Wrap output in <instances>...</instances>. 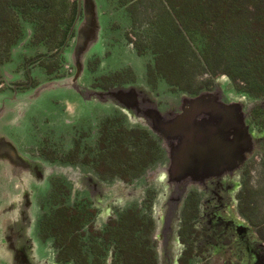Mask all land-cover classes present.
<instances>
[{
    "label": "rangeland",
    "instance_id": "rangeland-1",
    "mask_svg": "<svg viewBox=\"0 0 264 264\" xmlns=\"http://www.w3.org/2000/svg\"><path fill=\"white\" fill-rule=\"evenodd\" d=\"M113 1L80 0L83 10L71 32L75 31V36L70 35L54 57L38 45L36 49L47 55L39 62L32 51L36 45L27 37L8 59L0 58V264H74L69 251L76 241L72 234L66 236L57 219V207L62 204L58 201L63 199L64 211L70 208L71 214H82L86 199L95 203L97 211L89 214L92 223L80 224L84 232L88 227L91 230L88 236H79L88 243L91 233L95 234L93 251L103 247L100 238L106 233L108 251L128 250L129 259L135 250L145 255L153 244L157 264H168L167 258L172 264L183 249L180 226L193 188L204 198L202 203L208 199L213 203L207 206L226 203L224 207L232 208L245 196L223 178L172 174L173 156L181 141L162 131L182 115L191 95L172 90L164 79L153 75L152 42L132 45L114 26L122 17L123 27L130 25L138 3L145 4L139 5L142 12L144 8L153 10L154 20L156 1L127 3L128 8L115 11L111 9ZM87 3L92 9L91 21L86 16ZM139 24L146 27L149 22L141 18ZM216 82V88L209 89L223 106H227L224 93L234 100L244 97L233 90L228 77L219 74ZM237 85L247 92L242 84ZM130 95L136 100L129 107L122 97ZM115 114L121 115L128 127L163 138L158 143L162 153L153 152V166L132 180L103 177L67 161L72 142L96 140L100 123ZM255 162L250 180L259 188L264 169L260 158ZM50 194L56 196V202L48 201ZM256 208L262 214L258 217L264 216V192ZM201 209L197 215L203 219L206 208L202 205ZM161 231L168 236L166 253L160 245L157 248L154 239ZM101 260L95 258L97 264ZM87 261L89 264L93 257Z\"/></svg>",
    "mask_w": 264,
    "mask_h": 264
},
{
    "label": "flooded vegetation",
    "instance_id": "flooded-vegetation-1",
    "mask_svg": "<svg viewBox=\"0 0 264 264\" xmlns=\"http://www.w3.org/2000/svg\"><path fill=\"white\" fill-rule=\"evenodd\" d=\"M22 1L0 0V58L2 56L8 59L9 54L27 37L31 38L30 42L36 45L32 51L36 52V59L39 62L47 55L36 49L38 45L43 46L48 51V56L54 57L60 52L59 48L66 43L70 35L75 36L76 32H71L79 13H82L83 10L79 7V0H53L52 3L48 0H40L38 10L40 20L38 23L41 26L39 28L35 23L28 20L23 21L21 25H14V17L16 14L18 15L17 8ZM140 4L143 3H138L135 11L130 15V25L123 27L125 24L122 17L114 26L122 31L132 45L135 43V45L141 46L152 42L153 46V33L150 32L153 25V10L149 11V9L144 8L142 12V8H139ZM148 13H150L149 16ZM141 18L149 22L146 27L139 24ZM66 31L67 34L64 36ZM53 33H57V35L54 36ZM147 36L149 37L147 38ZM232 83L234 85L233 90L238 94L244 93V97L240 96L239 100H234L224 93L223 100L227 105H240L236 110L231 109L224 113L229 123L223 128L218 123L213 128L203 129L199 132L203 137L206 135L208 138L216 136L220 142L210 147V143L206 145L204 140L201 145H198L199 148L193 144V140H186L183 136L184 142L180 139L181 144L173 156L170 169L172 174L177 177L195 174L223 178L224 181H228H226L228 184L237 185L245 196L237 199L232 208L229 205L224 207L226 203L207 206V204L213 203L209 199L202 203L204 198L200 197V194L193 188L187 196V206L180 226L179 242L183 249L180 258L176 261L173 260L172 264H264V216L258 217L262 214L256 208L257 199L258 197L260 199V195L264 192V181L258 188L251 185L250 180L252 178L251 170L256 165V158H260L261 167L264 169V97H256V94H252L250 91H241L237 87L238 81L232 80ZM217 85L216 82L215 86ZM2 88L3 84L0 83V90ZM196 96L192 95L191 98ZM135 100L132 95L122 97V102L128 104L129 107L135 105ZM188 102H185L182 114L190 109V105H187ZM204 117L206 118V116ZM126 130L130 133L139 131V134H146L142 139H138L136 136L138 134H134L129 140L128 148L131 155L127 161H125L117 143L113 146L110 145L114 140L124 143ZM162 139L152 136L145 129L128 127L124 118L115 114L100 123L96 140L86 141L84 139L72 142L67 148L69 149L68 155L71 156L69 160L67 157V161L81 164V166H85L103 177H122L125 180H132L144 173L151 165L153 166V152L162 153L158 147V143ZM222 139L223 142H221ZM159 156L158 154L157 157ZM206 159L210 160L209 164H199ZM147 171L149 172V170ZM207 188V185L204 186V189L207 190ZM247 191L249 192L248 197H246ZM213 194H216V191ZM55 198L54 194H50L48 201L56 202ZM58 202L62 203L57 207L59 211L57 214L58 222L63 224L66 236L69 237L72 234L76 241L72 245V250L69 251L74 258L72 263L88 264L87 258L93 257V261L89 264H97L95 258L102 259L98 264H157V252L153 251V244L147 247L149 252L145 255L135 250L130 253V258L126 259L128 250L115 252L106 250L109 241L106 233L103 235L104 237L100 238L103 247H98L97 251H93L91 243L93 244V238H96L95 234L91 231L88 243H85L86 240L79 238V236L84 237L86 234L88 236L91 230L87 226L88 232H84L80 228V224H83V221L92 223L90 219L93 216L91 215L97 211L96 208H93L95 203L86 199L83 213L71 214L68 213L70 208H66L67 212L64 211V199ZM202 205L206 208L203 209L205 210L203 219L197 215V212L202 210ZM225 210L228 212H224ZM90 213L91 215H89ZM154 239L157 248L160 245L162 252L166 253L165 248L169 243L167 232L157 233ZM80 258L82 261H79ZM166 262L171 264L168 258Z\"/></svg>",
    "mask_w": 264,
    "mask_h": 264
},
{
    "label": "trees",
    "instance_id": "trees-1",
    "mask_svg": "<svg viewBox=\"0 0 264 264\" xmlns=\"http://www.w3.org/2000/svg\"><path fill=\"white\" fill-rule=\"evenodd\" d=\"M140 1L114 0L112 9ZM155 1L153 75L173 90L198 96L209 92V86L215 87L222 74L256 97H264V0ZM39 8L40 0L20 2L14 25L28 20L39 28ZM134 134L138 139L146 136L126 130L124 143L114 140L110 144H118L125 161L131 155L128 142Z\"/></svg>",
    "mask_w": 264,
    "mask_h": 264
},
{
    "label": "water",
    "instance_id": "water-1",
    "mask_svg": "<svg viewBox=\"0 0 264 264\" xmlns=\"http://www.w3.org/2000/svg\"><path fill=\"white\" fill-rule=\"evenodd\" d=\"M79 7H82L80 0ZM91 11V6L87 3L86 16L89 21L93 19ZM188 103L189 104L187 105H190V109L183 113L182 116H180L175 122L169 125L167 124V126L163 128L162 132L169 137H179L182 142H184L183 136H185L186 140H193V144L197 145L199 148L200 146L198 145H201L204 140L206 145L210 143V147H213L215 144L220 142V139L216 138V136L208 138L206 135L203 137V135L199 132L203 129L207 130L209 128H213L214 126H217L218 123L221 124L223 128V126L229 123L227 121V117L225 118L224 113L226 111H230L231 109H235L237 107L239 108L240 106L238 104L223 106L220 104V98H217L212 92H204L194 98H191ZM201 115L206 116V118L198 120ZM207 117H209V119H207ZM221 142H223V139ZM209 162L210 160L206 159L202 160L199 164L207 165ZM185 176L186 175H182L181 177Z\"/></svg>",
    "mask_w": 264,
    "mask_h": 264
}]
</instances>
